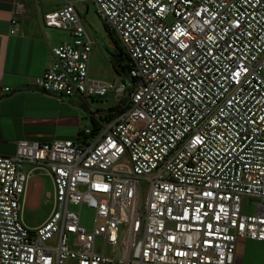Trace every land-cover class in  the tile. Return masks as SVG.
<instances>
[{"label": "built area", "instance_id": "1", "mask_svg": "<svg viewBox=\"0 0 264 264\" xmlns=\"http://www.w3.org/2000/svg\"><path fill=\"white\" fill-rule=\"evenodd\" d=\"M88 1L126 57L125 109L73 141H20L0 156V264H235L240 240L264 242V0L65 2L43 25L69 40L49 49L33 89L126 94L88 79L93 41L75 8ZM22 164L46 168L52 185L35 228L22 220Z\"/></svg>", "mask_w": 264, "mask_h": 264}, {"label": "crops", "instance_id": "2", "mask_svg": "<svg viewBox=\"0 0 264 264\" xmlns=\"http://www.w3.org/2000/svg\"><path fill=\"white\" fill-rule=\"evenodd\" d=\"M68 1L74 0H0V156H13L20 141H73L80 133L76 128L81 117H90L98 124L108 114V109L89 111L87 98H61L31 87L33 79L41 77L51 62L49 49L69 40L67 33L44 27L43 16ZM16 3L22 4L20 32L10 35ZM80 4L86 15L87 2ZM3 88L9 93H3ZM247 242L264 244L240 240L237 245ZM241 258L236 251L235 264H240Z\"/></svg>", "mask_w": 264, "mask_h": 264}, {"label": "rangeland", "instance_id": "3", "mask_svg": "<svg viewBox=\"0 0 264 264\" xmlns=\"http://www.w3.org/2000/svg\"><path fill=\"white\" fill-rule=\"evenodd\" d=\"M87 5L88 12L84 15V6L80 3L75 4L81 16L82 24L93 41L88 62V79L94 82L113 84L117 87L123 83L121 81L122 76L117 74L116 68L112 64L113 61L111 60V56L118 53L119 50L121 51V43L105 29L103 21L96 14L94 4L88 1ZM262 77L264 79V71L262 72ZM128 93L127 91L126 94L108 92L103 99H94V101H98V103H91L90 99H86V104L91 112L110 109L116 105L122 104V102L127 99ZM73 101L77 100L73 99ZM76 129L79 132L84 130L91 131L93 126L90 117H81ZM22 169L24 172L31 171V178L28 182L24 198L22 220L28 228H35L43 223L51 212L52 185L47 175L48 170L46 168H36L35 165L22 164ZM139 189L141 192V201H143L146 192V184H140ZM242 208L245 213L255 212L254 203H249L244 198H242ZM80 215L81 224L87 229H90L93 218L92 211L83 207L80 211ZM119 237H121V232L119 233ZM100 243V241H97L96 247H100ZM236 251H239L242 256L240 264H264V244L262 243L247 242L246 245H237Z\"/></svg>", "mask_w": 264, "mask_h": 264}, {"label": "trees", "instance_id": "4", "mask_svg": "<svg viewBox=\"0 0 264 264\" xmlns=\"http://www.w3.org/2000/svg\"><path fill=\"white\" fill-rule=\"evenodd\" d=\"M115 56H118L121 60H122V62H123V64H124V66H125V68H126V70H127V65L125 64V62H126V57L124 56V54L122 53V51H118V53H116V54H114ZM112 60V59H111ZM113 61V60H112ZM125 61V62H124ZM112 64H113V62H112ZM114 66V65H113ZM117 71V70H116ZM117 74L118 75H120L118 72H117ZM121 76V75H120ZM121 81L124 83V80H123V78L121 79ZM119 106V107H118ZM125 109V107L123 108V106H120V104L119 105H116L115 107H113V108H110V109H108V114L106 115V116H104V119L101 121V122H109L110 120H112L113 119V117L116 115V114H119L120 112H122L123 110ZM92 126H93V129H92V131H95V130H97L98 128H99V125L97 124V123H95L94 122V120H92Z\"/></svg>", "mask_w": 264, "mask_h": 264}, {"label": "water", "instance_id": "5", "mask_svg": "<svg viewBox=\"0 0 264 264\" xmlns=\"http://www.w3.org/2000/svg\"><path fill=\"white\" fill-rule=\"evenodd\" d=\"M111 58L113 60V65L115 66L117 72L122 76V78L124 80V84L126 85L127 92H130L131 88H132V81L127 75V70H126L122 60L118 56H115V55L111 56ZM125 102H126V100L124 102H122V104H120V106H123L125 104ZM107 113H108V111H107Z\"/></svg>", "mask_w": 264, "mask_h": 264}]
</instances>
